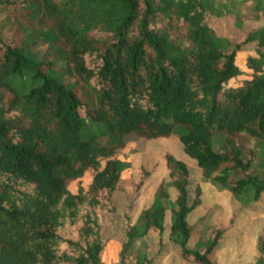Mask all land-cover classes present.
I'll return each instance as SVG.
<instances>
[{"label":"trees","instance_id":"trees-1","mask_svg":"<svg viewBox=\"0 0 264 264\" xmlns=\"http://www.w3.org/2000/svg\"><path fill=\"white\" fill-rule=\"evenodd\" d=\"M254 1L251 15L234 17L240 36L224 42L207 0H0V264H107L101 226L126 166L113 154L132 139L175 133L201 177L238 200L251 189L248 204L259 199L264 25L245 20L263 17ZM164 162L173 200L159 184L134 222L127 204L108 264H152L144 236L154 231L161 244L166 211L179 257L213 264L229 223L189 248L199 188L188 201V166L169 153ZM255 247L253 264H264V235Z\"/></svg>","mask_w":264,"mask_h":264},{"label":"rangeland","instance_id":"rangeland-1","mask_svg":"<svg viewBox=\"0 0 264 264\" xmlns=\"http://www.w3.org/2000/svg\"><path fill=\"white\" fill-rule=\"evenodd\" d=\"M213 14L212 21L215 29L225 42L236 40L241 30L234 26L235 15H251L249 9L253 8L254 0H234L241 3L236 7L233 0H207ZM262 16L256 20L246 18L251 27L264 25V0H261ZM83 115V110L79 109ZM93 125L86 124L89 133ZM223 135L215 133L212 136V146L218 150ZM169 153L182 160L189 168L188 201H191L195 187L199 188V203L186 216L188 224L193 225V232L188 239L187 246L195 248L201 244L206 234L216 224L229 223L217 246L210 255L213 264H253L258 256L255 247L258 236L264 235V193L256 202H250L252 190L248 189L241 200L236 199L229 191L208 178L201 177L194 161L190 159L181 148L177 135L169 137H156L151 139H132L125 146L114 152L113 157L126 163L118 180V191L113 194L115 213L104 217L101 226L102 237L107 240V246L102 254L103 260L108 264L114 261L119 243L123 240L124 217L123 208L130 204L131 222H134L140 210L147 207L152 200L153 193L159 184H163L169 194V201L173 200L174 191L167 175L164 154ZM104 161L100 162V167ZM145 179L137 186L142 174ZM92 172L87 170L80 180L85 186L91 178ZM72 191L76 188L75 181L68 183ZM169 213L164 217V233L159 237L154 231H148L144 236L150 244V254L155 257L152 264H193L183 261L178 255L175 244L167 239ZM139 245L135 240L133 248ZM158 249V250H157Z\"/></svg>","mask_w":264,"mask_h":264}]
</instances>
